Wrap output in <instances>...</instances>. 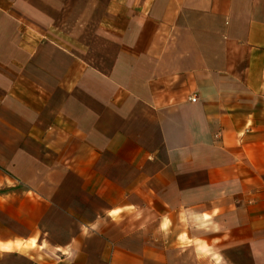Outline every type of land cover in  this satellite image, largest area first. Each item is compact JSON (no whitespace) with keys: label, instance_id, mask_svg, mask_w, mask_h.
<instances>
[{"label":"crops","instance_id":"crops-1","mask_svg":"<svg viewBox=\"0 0 264 264\" xmlns=\"http://www.w3.org/2000/svg\"><path fill=\"white\" fill-rule=\"evenodd\" d=\"M0 264H264V0H0Z\"/></svg>","mask_w":264,"mask_h":264}]
</instances>
